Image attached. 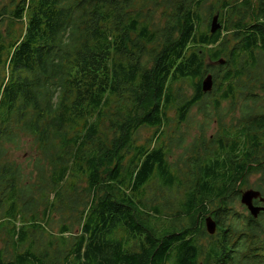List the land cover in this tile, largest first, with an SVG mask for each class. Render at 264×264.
<instances>
[{
	"label": "trees",
	"instance_id": "trees-1",
	"mask_svg": "<svg viewBox=\"0 0 264 264\" xmlns=\"http://www.w3.org/2000/svg\"><path fill=\"white\" fill-rule=\"evenodd\" d=\"M243 186L264 197V0H0V264H264Z\"/></svg>",
	"mask_w": 264,
	"mask_h": 264
},
{
	"label": "rangeland",
	"instance_id": "rangeland-1",
	"mask_svg": "<svg viewBox=\"0 0 264 264\" xmlns=\"http://www.w3.org/2000/svg\"><path fill=\"white\" fill-rule=\"evenodd\" d=\"M188 93H190V90H188ZM207 107H209V105H207ZM169 115L173 116L174 115V110L169 111ZM234 115H238V112L236 111ZM203 119H205L203 110L200 109L198 106H194L192 108L191 117H190L189 121L186 124L183 123V124L180 125V130L183 133V138L181 139L180 145L189 146V144L191 143L194 135L197 134L198 132H200V126L199 125L202 122H199V121H202ZM214 119L209 122L208 127L206 128V133L207 134L213 133L216 130V128H217V122ZM229 119H230V113L228 112L226 117H225V121H229ZM171 130H172V128H169V132ZM151 134H152L151 130H142L141 131V136H142V140L141 141H143L145 138L149 137ZM180 152H181V148H174V153H173L172 157L177 156V154L180 153ZM25 153H26L25 149H23L21 151H13L11 153L12 156H10V157L13 158V159H16L19 162H22L25 165V163H26L25 157H27ZM258 176H259L258 173H251L248 176V183L251 184V185L254 184L257 181ZM248 188H254V187H252V186H248V187L243 186L241 188L240 194H241L242 191H244V190H246ZM254 189H256V188H254ZM255 204H261V203H255ZM235 207L240 212H248L249 213V211L246 208V206L243 205L240 202V196H239V202L236 203ZM1 245H2V240L0 238V246Z\"/></svg>",
	"mask_w": 264,
	"mask_h": 264
},
{
	"label": "water",
	"instance_id": "water-1",
	"mask_svg": "<svg viewBox=\"0 0 264 264\" xmlns=\"http://www.w3.org/2000/svg\"><path fill=\"white\" fill-rule=\"evenodd\" d=\"M220 23L218 22V14L215 13L209 22L210 32L213 33L220 27ZM219 62H222L223 59H219ZM213 87V76L211 73H207L201 81V88L204 92L211 90ZM259 199L264 203V197L261 195L260 191L253 188H248L241 192L240 194V202L246 206L249 213L253 217H257L260 211L264 212V205H259L254 203V199ZM205 229L209 234H213L216 230L217 223L215 219L211 215H206L204 218ZM197 264H202V262H198Z\"/></svg>",
	"mask_w": 264,
	"mask_h": 264
},
{
	"label": "bare ground",
	"instance_id": "bare-ground-1",
	"mask_svg": "<svg viewBox=\"0 0 264 264\" xmlns=\"http://www.w3.org/2000/svg\"><path fill=\"white\" fill-rule=\"evenodd\" d=\"M139 235H140V233H139Z\"/></svg>",
	"mask_w": 264,
	"mask_h": 264
}]
</instances>
